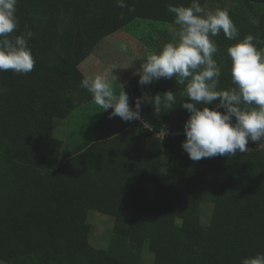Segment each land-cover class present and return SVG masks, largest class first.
<instances>
[{"label":"trees","instance_id":"trees-1","mask_svg":"<svg viewBox=\"0 0 264 264\" xmlns=\"http://www.w3.org/2000/svg\"><path fill=\"white\" fill-rule=\"evenodd\" d=\"M241 1L264 5V0ZM190 3L126 0L120 8L116 0H18L13 35L32 32L28 47L35 64L28 74L0 71L2 261L148 264L142 258L148 249L154 256L150 264H241L264 253V146L253 143L235 156L201 159L196 164L204 169L191 170L182 148L190 113L181 103L188 98L175 77L141 87L135 74L123 86L134 106L142 92L181 93L170 110L142 105L141 116L153 129L139 120L126 122L120 132L102 127L64 158L62 140L54 134L56 118L92 100L81 86L80 65L100 40L138 18L174 23L168 4ZM220 9L238 29L234 40L223 32L212 38L217 63L224 52L228 64L217 90H227L233 87L227 48L252 34L264 51V15L255 22L226 5ZM35 13L43 23L36 22ZM51 53L54 61L47 64ZM218 105L219 99L209 107ZM165 123L173 134L160 139L157 132ZM203 202L214 205L207 223L201 217ZM91 211L114 220L106 248L91 240Z\"/></svg>","mask_w":264,"mask_h":264},{"label":"clouds","instance_id":"clouds-1","mask_svg":"<svg viewBox=\"0 0 264 264\" xmlns=\"http://www.w3.org/2000/svg\"><path fill=\"white\" fill-rule=\"evenodd\" d=\"M116 3L120 8L127 6L126 0ZM17 4L18 0H0V71L28 74L35 64L28 47L32 32L13 35L18 28ZM167 8L174 14V24L179 26L178 40L146 56L136 73L138 84L143 87L161 78L175 77L184 86L188 99L181 107L190 116L184 125L186 139L182 148L192 161L247 152L250 140L264 141V51L257 49L252 34L231 44L227 54L231 58L233 87L217 90L222 70L214 59L218 48L212 38L223 32L227 39H236L238 29L229 13L219 8L207 10L200 0H191L187 6L168 4ZM113 69L114 66H109L103 74L84 76L80 82L102 111L111 109L109 118L140 120L144 103L154 105L155 111H161V107L173 109L175 95L171 90L163 96L142 92L135 98V107H131L125 87L117 92L108 79ZM217 99L219 105L210 108ZM241 264H264V253L245 257Z\"/></svg>","mask_w":264,"mask_h":264},{"label":"rangeland","instance_id":"rangeland-1","mask_svg":"<svg viewBox=\"0 0 264 264\" xmlns=\"http://www.w3.org/2000/svg\"><path fill=\"white\" fill-rule=\"evenodd\" d=\"M222 5L245 13L253 21L259 22L264 15V5L253 4L252 6H245L241 0H206L202 7L207 10L220 9ZM37 23H43L44 19L35 13ZM66 21L63 14V22ZM179 26L174 23H164L150 19L138 18L132 23L123 27L119 31L104 37L100 40L96 48L90 55L83 60L80 68L85 76H94L96 74H103L105 69L109 66H114L112 73H109L108 79L113 82V86L117 92L121 87L132 77L141 66L142 61L151 52H159L163 45L169 42H176L178 37L176 32ZM258 50H261L259 45H255ZM222 52H220L221 54ZM224 52L222 55V62H218L221 70L227 67V62L224 60ZM216 55V54H215ZM214 59H217L215 57ZM54 54L51 53L45 59V63L51 64L54 61ZM221 59V58H219ZM231 67V66H230ZM165 78L157 81L160 85L165 82ZM176 94H181L177 92ZM175 94V95H176ZM130 106H134L129 102ZM102 111L94 102L93 98L89 102L78 106L66 118H56L54 120V134L62 140L63 149L62 157H67L74 149H77L88 138L95 135L97 130L102 127H110L115 131H122L125 126V121L120 117L109 118V112ZM147 123V122H146ZM168 125V123H165ZM162 139V137L160 138ZM252 142L248 143V149L253 143L259 146H264V143ZM190 169H196L201 166L196 162H190ZM204 169V165L200 167ZM164 176V174H162ZM213 203L203 202L201 206L202 221L207 223L213 211ZM89 221L92 224L91 240L100 248H106L109 245L110 236L114 226V220L110 216L91 211L89 213ZM109 236V239L107 238ZM107 240V241H106ZM142 258L144 263L153 262V254L148 249L143 250ZM0 264H10L0 259Z\"/></svg>","mask_w":264,"mask_h":264},{"label":"built area","instance_id":"built-area-1","mask_svg":"<svg viewBox=\"0 0 264 264\" xmlns=\"http://www.w3.org/2000/svg\"><path fill=\"white\" fill-rule=\"evenodd\" d=\"M139 121L141 123H144L148 128L153 129L150 124L145 122V120L142 118V116H141V119ZM171 134H173V132H172L170 126L169 125H165V124L163 125V128L160 131L157 132V136L159 138L162 137V139H167ZM184 136L186 137L185 133H184Z\"/></svg>","mask_w":264,"mask_h":264},{"label":"crops","instance_id":"crops-1","mask_svg":"<svg viewBox=\"0 0 264 264\" xmlns=\"http://www.w3.org/2000/svg\"><path fill=\"white\" fill-rule=\"evenodd\" d=\"M135 74H136V73H135ZM135 74H134V75H135ZM130 78H131V77H130Z\"/></svg>","mask_w":264,"mask_h":264}]
</instances>
